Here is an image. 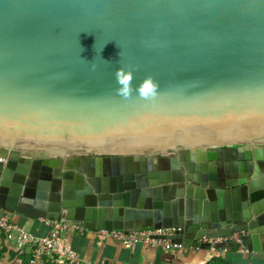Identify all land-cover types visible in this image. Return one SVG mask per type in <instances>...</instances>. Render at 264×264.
Returning a JSON list of instances; mask_svg holds the SVG:
<instances>
[{"label":"water","instance_id":"95a60500","mask_svg":"<svg viewBox=\"0 0 264 264\" xmlns=\"http://www.w3.org/2000/svg\"><path fill=\"white\" fill-rule=\"evenodd\" d=\"M0 209L264 253V0H0Z\"/></svg>","mask_w":264,"mask_h":264},{"label":"crops","instance_id":"0c3cea01","mask_svg":"<svg viewBox=\"0 0 264 264\" xmlns=\"http://www.w3.org/2000/svg\"><path fill=\"white\" fill-rule=\"evenodd\" d=\"M7 217L11 222L25 229L28 233L44 237L49 234L50 228L41 219L23 218L14 216L0 209V218ZM107 231H92L76 227L66 234L75 252L83 259L94 262L106 261L109 264H207L217 257L229 264H264V253L248 255L239 248L230 249L222 253L220 251L202 250L196 248L178 249L166 251L162 247L149 248L144 244H138L134 250H128L115 240ZM22 252L21 258L29 257L32 248L27 246L18 251L15 242L7 241L3 246L0 256V264H21L16 254ZM44 264H54L51 258H47Z\"/></svg>","mask_w":264,"mask_h":264},{"label":"built area","instance_id":"2783aa9c","mask_svg":"<svg viewBox=\"0 0 264 264\" xmlns=\"http://www.w3.org/2000/svg\"><path fill=\"white\" fill-rule=\"evenodd\" d=\"M50 228L48 235L44 237L34 236L22 227L11 222L7 217L0 218V253L4 243L15 242L18 251L30 246L32 257L27 264H44L47 258H51L56 264H109L106 261L94 262L81 258L73 249L66 234L75 230V226L62 223L54 219H41ZM181 228L169 227L140 232H111L113 238L119 241L124 248L134 250L138 244H144L149 248L162 247L166 251L177 248L169 237L175 235ZM203 242H236L241 243V235L238 233L229 237H219L217 239H203ZM244 251L243 247L239 248ZM225 253L230 248L211 249ZM156 264V263H144ZM167 264V263H161Z\"/></svg>","mask_w":264,"mask_h":264},{"label":"clouds","instance_id":"9594fccd","mask_svg":"<svg viewBox=\"0 0 264 264\" xmlns=\"http://www.w3.org/2000/svg\"><path fill=\"white\" fill-rule=\"evenodd\" d=\"M116 79L120 85L117 89V94L125 99L130 98L134 91L138 92L139 96L144 99L155 98L158 95L159 84L151 76L145 78L136 89L132 85L134 79L132 71H126L121 67L116 72Z\"/></svg>","mask_w":264,"mask_h":264},{"label":"trees","instance_id":"16d2710c","mask_svg":"<svg viewBox=\"0 0 264 264\" xmlns=\"http://www.w3.org/2000/svg\"><path fill=\"white\" fill-rule=\"evenodd\" d=\"M2 253H3V250L0 253V256L2 255ZM21 254H22V252H18L16 254V258L21 260V264H27L29 262V260L31 259L32 255H30L29 257L21 258ZM11 264H13V263H11ZM54 264H56V263H54ZM207 264H229V263H226L222 259L215 257L211 261H209Z\"/></svg>","mask_w":264,"mask_h":264}]
</instances>
